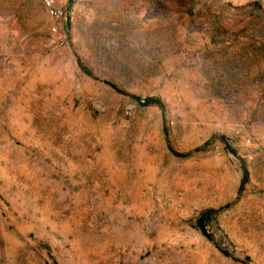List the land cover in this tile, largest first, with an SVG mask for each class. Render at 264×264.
I'll use <instances>...</instances> for the list:
<instances>
[{"label": "rangeland", "instance_id": "374dc122", "mask_svg": "<svg viewBox=\"0 0 264 264\" xmlns=\"http://www.w3.org/2000/svg\"><path fill=\"white\" fill-rule=\"evenodd\" d=\"M53 2L0 0V264H264V0Z\"/></svg>", "mask_w": 264, "mask_h": 264}, {"label": "water", "instance_id": "95a60500", "mask_svg": "<svg viewBox=\"0 0 264 264\" xmlns=\"http://www.w3.org/2000/svg\"><path fill=\"white\" fill-rule=\"evenodd\" d=\"M104 82L107 83L108 85H110L111 87H113L115 90H117L118 92L128 95L131 98L137 100L138 102L142 103L144 101H146L148 98H143V97H139L138 95H136L135 93H132L126 89L120 88L118 87L114 82H112L111 80L108 79H104Z\"/></svg>", "mask_w": 264, "mask_h": 264}, {"label": "built area", "instance_id": "2783aa9c", "mask_svg": "<svg viewBox=\"0 0 264 264\" xmlns=\"http://www.w3.org/2000/svg\"><path fill=\"white\" fill-rule=\"evenodd\" d=\"M44 1V4L48 10V12L53 15V16H56L58 15V10H57V7L55 6L53 0H43Z\"/></svg>", "mask_w": 264, "mask_h": 264}]
</instances>
